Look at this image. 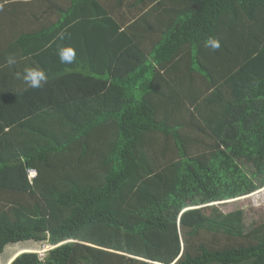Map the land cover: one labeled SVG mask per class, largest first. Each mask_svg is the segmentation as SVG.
<instances>
[{
    "label": "trees",
    "instance_id": "obj_1",
    "mask_svg": "<svg viewBox=\"0 0 264 264\" xmlns=\"http://www.w3.org/2000/svg\"><path fill=\"white\" fill-rule=\"evenodd\" d=\"M39 1L0 0V254L52 247L5 264H264L215 204L264 187V0Z\"/></svg>",
    "mask_w": 264,
    "mask_h": 264
},
{
    "label": "rangeland",
    "instance_id": "obj_2",
    "mask_svg": "<svg viewBox=\"0 0 264 264\" xmlns=\"http://www.w3.org/2000/svg\"><path fill=\"white\" fill-rule=\"evenodd\" d=\"M33 174H35V171L30 173V176ZM215 204H217L224 212L241 210L248 229H251L264 221V187L251 194L215 202ZM29 245L35 247V252L41 251L43 255H45L44 251L50 247L48 244H43L41 242L34 245L33 243H29V241L9 244L6 246L4 252L0 254V264L6 263L12 250L17 246L29 247Z\"/></svg>",
    "mask_w": 264,
    "mask_h": 264
},
{
    "label": "clouds",
    "instance_id": "obj_3",
    "mask_svg": "<svg viewBox=\"0 0 264 264\" xmlns=\"http://www.w3.org/2000/svg\"><path fill=\"white\" fill-rule=\"evenodd\" d=\"M59 39L64 40L67 38L66 33L61 32L58 34ZM221 42L218 38L216 37H210L208 40L205 41V47L211 48L213 51H217L221 48ZM59 58L61 63L64 64H72L76 62L77 58V53L76 49L73 46H64L59 49ZM7 65L8 66H13L17 63V58L14 55H10L7 58ZM18 77H20V74H17ZM23 81L29 85V87L34 88V89H40L43 88L47 83H48V76L47 73L39 67H29L25 69L23 75H22ZM31 173L34 172V170L30 171ZM35 174L31 176L33 178ZM49 245V244H48ZM50 249L52 245H49ZM47 249V250H48ZM45 250L44 252L46 253ZM35 252V251H34ZM41 253V251L37 252Z\"/></svg>",
    "mask_w": 264,
    "mask_h": 264
},
{
    "label": "crops",
    "instance_id": "obj_4",
    "mask_svg": "<svg viewBox=\"0 0 264 264\" xmlns=\"http://www.w3.org/2000/svg\"><path fill=\"white\" fill-rule=\"evenodd\" d=\"M22 1H27V0H22ZM70 2H71L70 0H41V1H39V4L36 3L39 6L35 7V13L34 14L37 15L38 13H40L42 11H49V9H53V12H51V14L57 16L59 9L61 7H67L70 4ZM19 3L20 4H17V6L20 8V10L22 12H24V11L28 12L29 9L31 8V7H25L22 4L23 2L19 1ZM9 7H13V6H9ZM38 8H39L40 12H38ZM55 9H56V11H55ZM34 14H31L29 16H32ZM25 22L26 21L24 19H20L16 16L15 17L12 16V19H8V20L3 21V25H1V26L4 30L2 32H0V36H4V35H8V34L13 33L15 35L14 37H16L28 25ZM16 253H17L16 248H14L10 254L11 255L10 257H12V255H15Z\"/></svg>",
    "mask_w": 264,
    "mask_h": 264
},
{
    "label": "built area",
    "instance_id": "obj_5",
    "mask_svg": "<svg viewBox=\"0 0 264 264\" xmlns=\"http://www.w3.org/2000/svg\"><path fill=\"white\" fill-rule=\"evenodd\" d=\"M40 256H41V257H44V255H43V253H42V252L40 253Z\"/></svg>",
    "mask_w": 264,
    "mask_h": 264
}]
</instances>
